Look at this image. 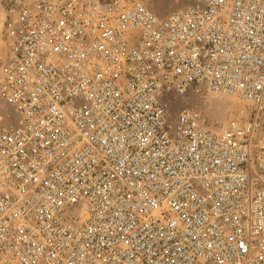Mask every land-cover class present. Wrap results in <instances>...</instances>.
I'll return each mask as SVG.
<instances>
[{
	"label": "built area",
	"instance_id": "built-area-1",
	"mask_svg": "<svg viewBox=\"0 0 264 264\" xmlns=\"http://www.w3.org/2000/svg\"><path fill=\"white\" fill-rule=\"evenodd\" d=\"M0 264H264V0H0Z\"/></svg>",
	"mask_w": 264,
	"mask_h": 264
},
{
	"label": "rangeland",
	"instance_id": "rangeland-1",
	"mask_svg": "<svg viewBox=\"0 0 264 264\" xmlns=\"http://www.w3.org/2000/svg\"><path fill=\"white\" fill-rule=\"evenodd\" d=\"M177 0H154V6L156 11L160 14L165 12H171L177 8ZM195 97L192 101L195 104H205L210 107L209 114L212 119L222 122H227L232 116V112L236 111L239 107L243 105L239 100L232 97H219L213 94L200 93L195 94V86L192 85L189 91L184 95V97L178 95L176 91L171 90L165 93L164 100L171 107L168 113V120L172 124H178V118L180 110L186 106L192 104L189 100L191 96Z\"/></svg>",
	"mask_w": 264,
	"mask_h": 264
},
{
	"label": "crops",
	"instance_id": "crops-1",
	"mask_svg": "<svg viewBox=\"0 0 264 264\" xmlns=\"http://www.w3.org/2000/svg\"><path fill=\"white\" fill-rule=\"evenodd\" d=\"M192 2V0H177V3H178V5H177V8L176 9H174V10H177V9H180L181 7H183L184 5H186V4H189V3H191ZM173 11V10H172ZM158 12V11H157ZM169 12H165L164 14H161V15H165V14H168ZM160 14V13H159Z\"/></svg>",
	"mask_w": 264,
	"mask_h": 264
}]
</instances>
